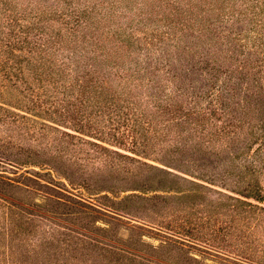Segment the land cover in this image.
<instances>
[{
    "label": "rangeland",
    "instance_id": "1",
    "mask_svg": "<svg viewBox=\"0 0 264 264\" xmlns=\"http://www.w3.org/2000/svg\"><path fill=\"white\" fill-rule=\"evenodd\" d=\"M16 1L0 0V42L14 29L10 14L16 19L29 0ZM234 4L245 11L243 0ZM215 12L203 14L208 29L193 54L181 48L193 41L191 32L179 48L170 43L147 53V22L134 26L131 68L157 82L135 80L144 87L121 103V118L82 126L77 118L88 115L31 112L24 109L25 83L10 86L1 78L0 104H11L18 114H0V264H264V216L234 211L222 192L257 202L221 181L233 171L232 159L264 127V29L250 14L228 20ZM24 17L20 23H29ZM151 18L154 28L159 21L156 14ZM85 32L69 46L95 50ZM163 48L177 56L178 67L189 62L193 69L175 84L182 94H174L175 86L156 70ZM170 93L169 101L176 99L184 110H204L163 116L152 103ZM61 98L53 102L60 106ZM132 109L139 116L137 131L127 130ZM143 115L154 120L151 126L143 127ZM98 124L104 133L90 128ZM114 129L125 136L122 143L119 135L112 137ZM169 146L185 150L175 156L184 165L163 157ZM257 177L264 183V169Z\"/></svg>",
    "mask_w": 264,
    "mask_h": 264
},
{
    "label": "trees",
    "instance_id": "2",
    "mask_svg": "<svg viewBox=\"0 0 264 264\" xmlns=\"http://www.w3.org/2000/svg\"><path fill=\"white\" fill-rule=\"evenodd\" d=\"M53 1L56 2L55 7L49 4ZM243 2L245 11L240 9V13L245 17L250 14L252 19H256L264 29V0H243ZM15 3L18 4V0ZM206 5L212 7L204 8ZM208 10L215 15V11H218L219 17L228 20L240 14L236 10L234 0H38L36 2L29 0L25 7L15 12L16 19L10 14L9 25L14 29L11 30L8 40L0 42V81L2 78L7 80L6 85L15 87L20 81L25 83L28 97L26 96L27 100L23 102L24 109L31 112L61 111L66 116L73 111L76 117L80 113L79 117L82 118L88 115L89 117H86L89 120L77 118V123L82 126H85V122L100 123L106 117L121 118V107H124L121 103L131 101L135 93L142 92L144 87L143 82L136 83L135 80L145 79L151 84L157 82L153 77L139 74L137 69L131 68L130 57L136 59V51L130 48L132 43L130 41L137 39L134 37V26L147 22L148 30L144 39L147 40L148 47H151L145 49L147 53L149 50L156 52V48L170 43L175 48H179L182 38L187 32H191L194 35L193 41L183 44L181 48L183 52L193 54L196 51L194 46L197 50L200 49L201 34L208 29V24H205L208 19H202L204 13L208 17ZM155 14L159 24L153 28L154 19L151 17ZM52 15L62 20L65 26H59L57 21L56 24L53 23ZM24 16L28 19L30 17L29 23H20V17L26 20ZM46 18L51 21L43 22ZM99 29L103 30L98 34L96 31ZM85 31L89 33L88 39L90 36V40L96 45L95 50L83 51L84 48L78 50V46L70 47L71 43L76 42V36L79 33L86 34ZM161 52L162 55L156 60L158 63L156 70L165 73L166 82L175 86L182 77L189 76L188 73L193 70L189 62L180 68L177 64L180 61L177 56H170L165 48ZM218 61L217 54L213 62ZM111 74L115 76L116 82L113 81ZM1 90L3 89L0 86ZM181 92V88L175 86L173 93L182 94ZM59 96L62 97L60 99L62 110H59L58 103L53 102V99ZM139 96L143 102L144 95L139 93ZM169 96L172 97L171 93L159 102H153L152 108H156L163 116L170 112H180L183 117L204 110L197 107L184 110L183 105L176 99L169 101ZM152 100L151 96L146 102L151 103ZM2 103L0 114L2 112L18 114L9 107L11 104ZM213 108L215 114L217 108L214 106ZM146 109L149 111L148 106ZM132 113L134 118L130 120L127 130L137 131L134 121L138 114L133 109ZM60 115L63 117L62 113ZM144 120L143 115L141 118L143 127L151 126L154 121ZM172 122L174 126L180 125L177 119H172ZM126 124L127 121L121 125ZM90 128L97 129L100 134L105 132V127L99 124L97 127L90 125ZM118 132L120 129H114L112 137L118 136ZM119 137L122 143L125 136L119 135ZM254 145L257 146L253 148ZM184 151L180 146L176 150L173 146H169L163 157L172 162L182 163L183 161H178L175 156ZM232 163H234L231 165L233 171L221 177L225 185L223 187L227 189L233 187L230 190L236 189L233 192L245 194L243 196L252 198L257 203L225 192H222V195L230 199L229 203L234 207V211L235 209L255 211L264 216V183L257 177V174L264 169V127L252 134L248 144L237 158L232 159ZM210 175L213 174L210 172Z\"/></svg>",
    "mask_w": 264,
    "mask_h": 264
}]
</instances>
